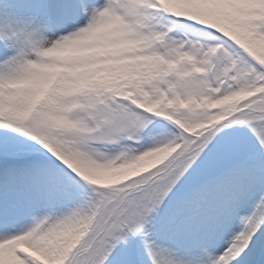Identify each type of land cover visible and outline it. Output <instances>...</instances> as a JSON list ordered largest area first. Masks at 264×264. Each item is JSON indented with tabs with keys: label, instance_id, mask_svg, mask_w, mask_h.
Wrapping results in <instances>:
<instances>
[{
	"label": "snow or ice",
	"instance_id": "6c2138e0",
	"mask_svg": "<svg viewBox=\"0 0 264 264\" xmlns=\"http://www.w3.org/2000/svg\"><path fill=\"white\" fill-rule=\"evenodd\" d=\"M0 264H264V0H0Z\"/></svg>",
	"mask_w": 264,
	"mask_h": 264
}]
</instances>
